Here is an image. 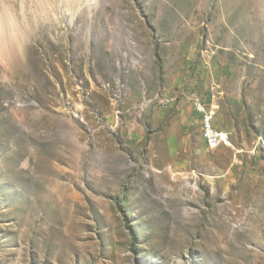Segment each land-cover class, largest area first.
I'll return each mask as SVG.
<instances>
[{
    "label": "rangeland",
    "instance_id": "rangeland-1",
    "mask_svg": "<svg viewBox=\"0 0 264 264\" xmlns=\"http://www.w3.org/2000/svg\"><path fill=\"white\" fill-rule=\"evenodd\" d=\"M0 264H264V0H0Z\"/></svg>",
    "mask_w": 264,
    "mask_h": 264
},
{
    "label": "built area",
    "instance_id": "built-area-1",
    "mask_svg": "<svg viewBox=\"0 0 264 264\" xmlns=\"http://www.w3.org/2000/svg\"><path fill=\"white\" fill-rule=\"evenodd\" d=\"M195 109L201 118L202 134L209 150L215 151L224 146L230 147L232 136L228 132H220L216 129L213 107L203 102H197Z\"/></svg>",
    "mask_w": 264,
    "mask_h": 264
},
{
    "label": "crops",
    "instance_id": "crops-1",
    "mask_svg": "<svg viewBox=\"0 0 264 264\" xmlns=\"http://www.w3.org/2000/svg\"><path fill=\"white\" fill-rule=\"evenodd\" d=\"M187 119L193 125L199 122L200 131L202 132L201 118L195 110L194 113L191 112L190 114L187 115ZM215 124H216V120H215ZM221 148L217 150H221ZM189 154H191V151L188 140H183L178 133H175L173 136L169 138V140L167 141V156L169 159V163L174 170L183 169V165L185 163H188L187 157L189 156Z\"/></svg>",
    "mask_w": 264,
    "mask_h": 264
}]
</instances>
